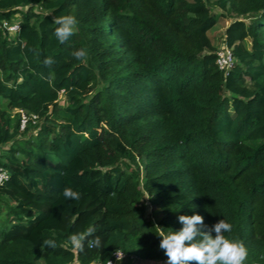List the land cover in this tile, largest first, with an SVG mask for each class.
I'll use <instances>...</instances> for the list:
<instances>
[{"label": "trees", "instance_id": "1", "mask_svg": "<svg viewBox=\"0 0 264 264\" xmlns=\"http://www.w3.org/2000/svg\"><path fill=\"white\" fill-rule=\"evenodd\" d=\"M222 17L226 74L209 34ZM0 169V264L166 263L158 232L194 213L264 264V0H0Z\"/></svg>", "mask_w": 264, "mask_h": 264}, {"label": "clouds", "instance_id": "2", "mask_svg": "<svg viewBox=\"0 0 264 264\" xmlns=\"http://www.w3.org/2000/svg\"><path fill=\"white\" fill-rule=\"evenodd\" d=\"M53 22L57 25L54 35L60 43H65L73 35L78 23L75 16L71 14L55 17ZM71 54L78 60H84L87 57V51L84 48H79ZM52 62L51 58L45 59V64ZM63 195L69 199L78 200L80 198V193L71 187H65ZM178 222L182 224L179 231L165 233L161 229L157 234L160 238L159 248L167 257L166 264H244L247 259L248 250L244 243L240 240L229 239L224 235L225 232L232 230L231 224L225 220H219L205 231L201 230L206 226L203 217L199 214L180 215ZM95 231V227L90 226L83 233L71 234L68 239L74 248L82 250L84 241ZM212 232L215 233L214 236ZM44 244L50 247L56 246L53 239H46ZM99 246L98 237L89 242V247ZM122 255L117 254V259L119 260Z\"/></svg>", "mask_w": 264, "mask_h": 264}, {"label": "built area", "instance_id": "3", "mask_svg": "<svg viewBox=\"0 0 264 264\" xmlns=\"http://www.w3.org/2000/svg\"><path fill=\"white\" fill-rule=\"evenodd\" d=\"M5 26H7L8 30L11 32H15L18 30L19 26L17 22H13L8 24L5 22ZM216 63L218 68L223 71L225 74L228 72V70L232 67L234 63V58L231 52V49L228 48L225 45H222L219 49L216 51ZM20 111V128L24 129L26 123L31 118L33 122H35L36 115L28 116L24 111ZM5 177H7L5 179ZM8 172L5 169H0V185H2L6 180H8ZM117 254H123L122 257L118 260ZM127 258V255L124 254L120 250H116L112 253L109 260L106 261L105 264H115L116 262L125 260ZM93 264H101L99 262H94Z\"/></svg>", "mask_w": 264, "mask_h": 264}, {"label": "rangeland", "instance_id": "4", "mask_svg": "<svg viewBox=\"0 0 264 264\" xmlns=\"http://www.w3.org/2000/svg\"><path fill=\"white\" fill-rule=\"evenodd\" d=\"M212 11L219 12L220 10L218 8L212 7ZM230 21L231 19H225L223 17L219 18L217 25L209 32L217 49L223 45V31L225 26H227ZM1 216H4V212L0 213V220L2 221Z\"/></svg>", "mask_w": 264, "mask_h": 264}, {"label": "crops", "instance_id": "5", "mask_svg": "<svg viewBox=\"0 0 264 264\" xmlns=\"http://www.w3.org/2000/svg\"><path fill=\"white\" fill-rule=\"evenodd\" d=\"M115 264H166V263H162V262H143V261H139L133 257H128L125 260L116 262Z\"/></svg>", "mask_w": 264, "mask_h": 264}]
</instances>
